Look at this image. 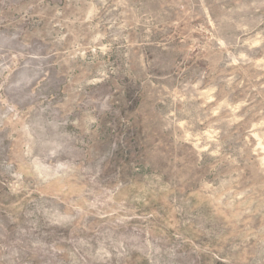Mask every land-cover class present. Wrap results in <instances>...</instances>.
I'll list each match as a JSON object with an SVG mask.
<instances>
[{"label":"rangeland","instance_id":"obj_1","mask_svg":"<svg viewBox=\"0 0 264 264\" xmlns=\"http://www.w3.org/2000/svg\"><path fill=\"white\" fill-rule=\"evenodd\" d=\"M0 264H264V0H0Z\"/></svg>","mask_w":264,"mask_h":264}]
</instances>
